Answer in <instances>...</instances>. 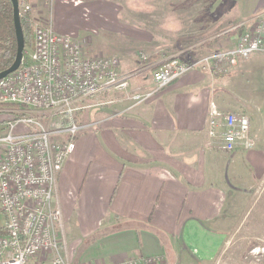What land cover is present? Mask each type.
I'll list each match as a JSON object with an SVG mask.
<instances>
[{
    "label": "crops",
    "instance_id": "0c3cea01",
    "mask_svg": "<svg viewBox=\"0 0 264 264\" xmlns=\"http://www.w3.org/2000/svg\"><path fill=\"white\" fill-rule=\"evenodd\" d=\"M27 2L33 23L76 39L87 56L127 59L112 50L135 37L116 1ZM247 3V14L264 10V0ZM218 100V74L194 70L137 107L110 105L111 113L76 135L57 192L75 264L205 259L210 242L219 253L234 236L225 232L234 219L264 232V104L246 112L253 146L229 153L209 136L210 108Z\"/></svg>",
    "mask_w": 264,
    "mask_h": 264
},
{
    "label": "built area",
    "instance_id": "2783aa9c",
    "mask_svg": "<svg viewBox=\"0 0 264 264\" xmlns=\"http://www.w3.org/2000/svg\"><path fill=\"white\" fill-rule=\"evenodd\" d=\"M31 10V5L22 3L21 13ZM241 27L230 48L189 61L173 55L126 73L117 57H89L76 39L58 34L50 24L36 23L33 49L25 52L16 71L0 79V128L5 130L0 136V212L6 217L0 227V264H75L57 192L59 175L83 130L75 119L90 107L87 102L113 95L97 106L125 101L131 109L191 71L231 72L241 61L264 54V10ZM138 77L149 81L133 84ZM46 119L63 120L66 125L51 131ZM208 129L210 138L226 152L253 146L245 114L212 104ZM58 135L63 138L57 140ZM117 264L164 262L133 257Z\"/></svg>",
    "mask_w": 264,
    "mask_h": 264
},
{
    "label": "rangeland",
    "instance_id": "374dc122",
    "mask_svg": "<svg viewBox=\"0 0 264 264\" xmlns=\"http://www.w3.org/2000/svg\"><path fill=\"white\" fill-rule=\"evenodd\" d=\"M114 1L120 7V21L126 25L127 29L133 30L135 37H128L125 41L118 40V47L112 48L116 50L115 54L122 51L127 55V59L121 61L118 54L114 55V53L105 57H117L120 60L121 69L124 63V69L129 72L173 55L189 61L230 48L235 45L243 31L241 25L256 15L245 13L247 0ZM19 3L20 15H24L25 13H21L20 0ZM28 13L31 15V11ZM34 27L35 23L31 22V25L26 28V54L30 52V39L34 34ZM122 43H125L124 48L120 46ZM143 57L147 60H143ZM138 84L141 85V83ZM109 96L87 102L85 106L90 107L77 113L75 123L83 126L82 129H86L104 117L105 113L112 112L109 106H97L98 103L108 100ZM218 98V106L227 112L247 115V109L262 106L264 104V54H257L241 61L231 72L218 73ZM41 115L44 114L41 113ZM45 124L51 131L66 125L59 119H46ZM4 132L5 130L0 128V136ZM55 138L61 140L63 137L58 135ZM5 222V215L0 212V227L4 226ZM247 222V219H234L233 224L226 226L225 232L228 238L232 230L234 236L219 253L215 252L217 249L215 243L210 242L205 249L208 254L205 259L183 256L189 261L184 260L174 264H264V232H261L260 228L252 233ZM70 255L74 257L71 253Z\"/></svg>",
    "mask_w": 264,
    "mask_h": 264
},
{
    "label": "trees",
    "instance_id": "16d2710c",
    "mask_svg": "<svg viewBox=\"0 0 264 264\" xmlns=\"http://www.w3.org/2000/svg\"><path fill=\"white\" fill-rule=\"evenodd\" d=\"M22 3L27 0H20ZM21 22L26 35V28L31 25L32 18L27 12L21 15ZM33 43V34L30 45ZM27 46V41H26ZM17 52V40L14 26L13 4L11 0H0V72L13 63Z\"/></svg>",
    "mask_w": 264,
    "mask_h": 264
},
{
    "label": "water",
    "instance_id": "95a60500",
    "mask_svg": "<svg viewBox=\"0 0 264 264\" xmlns=\"http://www.w3.org/2000/svg\"><path fill=\"white\" fill-rule=\"evenodd\" d=\"M11 1L13 4L14 26H15V34L17 40V52L11 66L6 70L0 72V79L8 76L9 74L16 71L21 66L25 52L26 39H25V32L21 22L20 3L19 0H11Z\"/></svg>",
    "mask_w": 264,
    "mask_h": 264
}]
</instances>
